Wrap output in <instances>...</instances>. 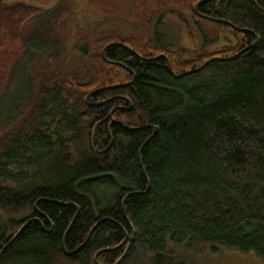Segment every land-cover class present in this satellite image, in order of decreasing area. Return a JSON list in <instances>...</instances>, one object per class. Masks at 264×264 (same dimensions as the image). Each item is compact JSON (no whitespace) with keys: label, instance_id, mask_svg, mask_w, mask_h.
<instances>
[{"label":"trees","instance_id":"trees-1","mask_svg":"<svg viewBox=\"0 0 264 264\" xmlns=\"http://www.w3.org/2000/svg\"><path fill=\"white\" fill-rule=\"evenodd\" d=\"M87 4L135 28L26 37L42 9L0 3V93L27 52L45 65L0 122V264L264 260V0Z\"/></svg>","mask_w":264,"mask_h":264},{"label":"rangeland","instance_id":"rangeland-1","mask_svg":"<svg viewBox=\"0 0 264 264\" xmlns=\"http://www.w3.org/2000/svg\"><path fill=\"white\" fill-rule=\"evenodd\" d=\"M102 1L105 5L107 1L109 2V0ZM16 2L35 5L41 8L43 12L40 19H32L26 23L24 26L26 37L31 36L36 31L44 38L50 35L57 39V42H60V37L67 36L68 29L73 28L74 32V27L77 25L88 30H111L114 28L118 31L121 30V32H127L126 30L135 28L115 13L113 7L116 5L122 9V6H124L122 1L121 3L114 1L115 5L104 11L92 6L88 7L87 0H49L46 3L34 0H4L0 3L12 5ZM56 22L58 25L53 28L52 26ZM163 33L166 36V41L172 43L175 48H194L200 45V39L196 31L191 29L189 35L183 25L174 19H167ZM61 40L63 41L64 38H61ZM37 62L42 64V57L35 58L32 52H27L25 57L16 61L11 68L0 93V122L6 116L10 117L14 104L24 95V85L30 72L31 63L33 67ZM73 66L76 67L78 64H73ZM211 248L212 246H207L204 252L195 253L189 251L186 247H181L176 250L175 262L183 264H264V260L259 259L253 252L240 253L224 247H218L213 251Z\"/></svg>","mask_w":264,"mask_h":264},{"label":"water","instance_id":"water-1","mask_svg":"<svg viewBox=\"0 0 264 264\" xmlns=\"http://www.w3.org/2000/svg\"><path fill=\"white\" fill-rule=\"evenodd\" d=\"M255 42H257V40L255 41ZM170 69V68H169ZM171 70V69H170Z\"/></svg>","mask_w":264,"mask_h":264}]
</instances>
